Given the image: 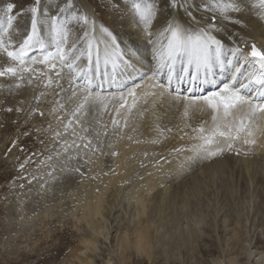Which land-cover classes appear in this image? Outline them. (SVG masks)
Wrapping results in <instances>:
<instances>
[{
  "label": "snow or ice",
  "instance_id": "6c2138e0",
  "mask_svg": "<svg viewBox=\"0 0 264 264\" xmlns=\"http://www.w3.org/2000/svg\"><path fill=\"white\" fill-rule=\"evenodd\" d=\"M254 9L258 11L253 17ZM20 18L23 28L17 24ZM257 28L264 35V0H27L22 7L7 3L0 10V78L10 83L0 84V90L25 97L11 106L0 100V130L9 124L16 129L7 151L22 137L43 144L38 134L51 131L56 147L41 162L49 169L41 188L49 181H79L87 178L82 168L91 157L105 154L102 137L109 136V130L122 139L130 117L143 119L150 113L158 136L148 143L160 144L173 128L159 122L168 108L180 107L186 119L193 110L205 118L186 124L190 132L179 129V139L187 136L193 143L161 154L153 167L163 170L172 164L168 157L175 156L174 174L183 176L194 165L226 154L247 156L257 137L264 135V50L250 38ZM142 48L151 54L146 85L134 79H144L139 75ZM28 89L33 90L30 100ZM48 95L53 101L46 115L42 100ZM105 114L110 122H104ZM238 145L250 147L242 152ZM107 147L114 143L110 140ZM107 154L119 156L117 151ZM36 155L14 166L19 175L9 180L10 193L24 188L17 179L31 184L39 178L23 175Z\"/></svg>",
  "mask_w": 264,
  "mask_h": 264
},
{
  "label": "rangeland",
  "instance_id": "374dc122",
  "mask_svg": "<svg viewBox=\"0 0 264 264\" xmlns=\"http://www.w3.org/2000/svg\"><path fill=\"white\" fill-rule=\"evenodd\" d=\"M10 2H14L18 7H22L27 0H0V10L6 8L7 3ZM249 2H251V4L253 2L258 3V0H250ZM49 3H51V0H49ZM254 10L255 11L252 13L253 16H255V12L258 11V9ZM103 18L108 21L112 19L111 16H104ZM24 23L25 21L23 18H20L17 21V24L21 28L24 27ZM258 31L259 30L253 31L250 38H255L254 36H256ZM141 52L143 53V56L150 53L146 49H141ZM148 72L149 74L151 73L150 71ZM148 72H146L143 77H145ZM136 80V84L142 85L150 79L146 78L141 82H138L141 79ZM7 81L8 80L6 79L0 78V84L7 85L10 82ZM36 91H39V89H36ZM0 93H2L0 94V100L6 99V103H8L9 106L15 103V99H18L20 96V94H18L16 97L10 96L7 98L5 90H0ZM32 94L33 92L30 94L29 100L31 99ZM52 101V95H48L42 100V107L45 110L46 115L47 110L52 107ZM25 106L27 107V105ZM88 118L90 121L91 117ZM88 118L85 119L88 120ZM22 119L23 117H21V120ZM103 120L106 123L110 122V117L105 114L103 116ZM142 120H144V118L141 119V121ZM51 122L52 127L56 128L57 125L55 120L52 119ZM43 123L44 127L47 128L48 121H44ZM101 131H103V129H101ZM15 132L16 129L11 124H9L7 128L0 130V264H61V259L67 257V255L73 252L78 255L81 260H87V258L93 259L96 264H108V260L110 259L112 260L111 264H124L121 261V258L124 257L128 258L127 264H215L217 257H220L221 259V256L222 260H218L220 261L219 264H229L228 262L230 259L235 260L238 264H256V261L255 259L253 260V258H251L248 263L246 256L248 251H252L254 255H257L260 251L264 250V174H262V177L261 175H256V177H243L239 161L240 155L237 156L235 154H226L216 161H208V163H214L229 159L228 161L230 163L228 167L230 169L232 168L231 171H233V174H228V177L226 176L225 180L220 178L216 186L212 187V185H205L206 191L204 190V197L202 196L199 201V204H202L200 207L203 211V220L198 219V217H196L195 220V226H197L201 232L202 238L200 241L192 243V246L189 248L187 247L188 245L182 246V248L179 249L181 252L179 250H174L172 253L173 246H176L179 242V238H177L179 232L176 233L177 236L173 233V223L170 222L171 218L169 216H164V214L158 215L156 211H151V208H148L150 214L146 216V219H150V255L146 254L144 256H138L132 248L130 250H125L119 247L121 240L124 238V240L127 239L129 243L135 241V235H133V232L138 227L137 218L135 217L138 204H136L134 200H131L132 202L129 201L128 197L126 198L125 195H129L128 191H130L133 186L142 185L144 180H140V177L143 178L141 176L143 171H147L149 173L152 163L147 165V163L143 160L144 158L140 163H143L148 167L144 166L142 168L139 163V171H136V174L133 175L126 184H123V186H121V184L119 185V189L121 191H118L117 199L113 206L108 203V201L111 202V200H113L111 195H108L104 209L105 211L109 209V212L107 211L108 214H105L103 217L104 219L99 218L103 224V230L102 234L98 237L99 242L97 244V251H94L93 248H84V246L80 244L82 238H87L95 233L93 230L86 227L80 230L74 229L72 227V223L70 222V219L72 218L70 213L62 219L63 221L65 220L64 222L66 224L62 222V224L59 225L55 222L57 219L54 218L55 220L53 219V223H50V225L48 224V226H41V230H37L36 234L34 232L32 236L27 235L26 237L28 238H24V242H20V239L10 241L9 228H17L18 224L16 223L17 219H15L17 208L23 209V211H27L29 215H32V212H36V210L38 211L39 208L43 207L41 200L38 199L39 197H42V194H40V192L38 193L37 190H34L36 187L34 180L31 184H29L27 180L17 179L16 184H24V188L20 189L19 187H16L13 192H9V180L19 175L17 167L14 166L23 163L26 157L31 156L33 152H36L38 155L32 156V162L25 165L23 175L31 178L33 174L41 172L43 169L48 171L49 169L44 167L41 162L44 160V157L48 154V152L50 150H54L56 147L51 140V131L48 133L41 131L38 135L44 141L43 144L35 140L33 137H22L17 142V146L12 147L11 152H8L7 150L11 147L12 140L15 138ZM88 135H92V133L90 132ZM93 139L95 140L94 136ZM102 139L105 145L103 149L105 154L97 153L92 156V162L84 165L82 168V171L87 173L92 168L94 161L102 158L104 163L101 166V170L93 175L99 178L105 177V173L108 174V172L113 168V161L116 160L118 156L113 157L107 153L115 151L116 149L118 152L116 144L119 140H121L112 136L111 130H109V136L102 137ZM110 140L114 143V147L111 149L107 147ZM21 147H23L24 151L20 150ZM5 154H7V159H4ZM251 155L250 157H253L256 163L260 162L262 164L260 168L258 166H255V168L257 167L256 169L259 170V173H264V152L257 155L256 152L253 153L252 151ZM85 159H87V157H85ZM154 159L155 161L160 159L159 155H156ZM235 161H237V163ZM56 163L57 167H59L58 161H56ZM73 164H83V160H74ZM234 164H236V167H234ZM194 167L195 165L193 166V169ZM193 169H190L178 179L176 177L168 178L164 187H169L171 185L169 189H172L171 191L178 188L182 189L189 182H191L193 179L192 177L195 176V169ZM227 169L226 171L230 173V169ZM219 175H221V173ZM164 187L162 188L164 189ZM68 189L69 187H65V190H62L63 195L68 191ZM58 191L59 190H56L52 195L57 199L62 195V192L60 191L61 194H58ZM5 194H7V199L9 200L4 199ZM43 194L46 195V193ZM144 199L143 202L148 203L150 197L145 196ZM48 202L53 201H49L48 199ZM71 205L69 204L68 208H71ZM52 206L53 212L57 214L55 211L57 208L54 207V204ZM181 211L184 212V214H182ZM179 213H181L182 216L180 217L181 220L178 226L182 231H186L187 228L193 226L194 223L192 224L187 218L186 210H180ZM9 219L10 222L8 221ZM141 224L145 225L141 222L140 226ZM224 226H226V233H223ZM24 233L26 235V232H22L19 235L21 236V234L23 235ZM47 235L50 236L47 237ZM234 235H236V239L233 238ZM157 236H162V242H158L156 240Z\"/></svg>",
  "mask_w": 264,
  "mask_h": 264
},
{
  "label": "bare ground",
  "instance_id": "6f19581e",
  "mask_svg": "<svg viewBox=\"0 0 264 264\" xmlns=\"http://www.w3.org/2000/svg\"><path fill=\"white\" fill-rule=\"evenodd\" d=\"M249 3L251 4V2ZM256 30H259V31L257 34L255 33L256 36H254L255 38L253 39L255 40L257 44H260L264 48V35L261 34L260 29L257 28ZM138 59L140 60V64L143 65V67L139 70V75L143 76L146 72L149 71V68H151V65H152L151 64V54L147 53V55L138 57ZM134 79L139 80V78H134ZM148 82L149 81H146L142 85H146ZM105 90H107V85H105ZM23 91L24 90H21V92ZM32 92H33L32 89L27 90L26 95L28 99ZM9 97L10 96L7 95V98ZM23 98L25 97L24 95H21V94L18 97V99H23ZM18 99H15V100H18ZM136 115H133L132 117L129 118V126L126 129H124L123 138L119 140L116 144V147L118 148L119 156L117 157L116 160L114 161L112 160L114 162V166L105 177L99 178L95 176L96 179L90 178L101 170V166L104 163V160H102V158L100 160L98 159L94 161L92 168L90 169L89 172L86 173L87 178H79V181H82V182H79L76 179L68 181V182L56 181L53 183L49 181V183L45 186V188H41V185L44 184L45 181L49 179L45 175L47 171L43 169L41 170V172H37L33 174V176L39 177L38 179L34 180V184L36 186L34 190H37L38 193L40 192V194H42V197H39L38 199L41 200L43 207L39 208L38 211L36 210V212H32V215H29V213L27 211H23V209L17 208V211L15 213L16 215L15 219H17V222L16 221L15 222L18 224H17V228L16 227L9 228V231H10L9 239H11L10 241L20 239L21 240V241L19 240L20 242L22 241L24 242L25 240L24 238H28L26 237L27 235L32 236L34 232L36 234L37 230L38 231L41 230V226L44 227L46 225L48 226V224L50 225V223H53L55 220L54 218L57 219L55 220V222H57L59 225L62 224V222L65 221V220L63 221L62 219L68 216L67 214L70 213L72 217L70 219V222L72 223V227L74 229L80 230L86 227V228H90L95 233L94 235L89 236L87 238L83 236L84 238L81 239L80 244L83 245L84 248H87V249L93 248L94 251L95 250L97 251L98 250L97 244L99 242L98 237L102 234V230H103V224L101 223L100 219H104L103 217L109 210L106 208L107 210L105 211L104 209V205L106 204V199L108 195L110 194L113 200H111V202L108 201V203H110L112 206L115 204L118 191L120 190L119 185L121 184V186H123V184H126L127 181L130 180V178L136 174V171H139L138 164L141 162L143 158H144L143 160L145 161V163H147V165L152 163L151 164L152 167L151 169H149V173H151V175H149L147 171L145 172L143 171V174H141L143 178L140 177V180H144L142 182V185L133 186L132 189L128 191L129 195L127 196L125 195L126 198L128 197L129 201L134 200L135 203L138 204L137 212L135 213V217L137 218L138 227L133 232V235H135L134 236L135 241L129 243L128 240L126 239L127 240L126 241L124 240L125 239L124 238L123 240H121V244H119L120 246L119 245L118 246L125 250H130L132 248L138 254V256L139 255L144 256L146 254L150 255V251H151V240H150V232H149V228H150L149 220L150 219L149 218L146 219V216L150 214L148 208H151V211L152 210L156 211L158 215L164 214V216H169L171 218L170 222L173 223L172 228L174 230L173 233L175 234V236H177L176 233L179 232V235L177 236V238H179V242L176 246L175 245L173 246L172 253L174 252V250L178 251L180 248H182V246L188 245L187 247L189 248L190 246H192V243L200 241L202 238V234L197 228V226H195L196 217H198V219L203 220V217H202L203 211H202V208L200 207L202 204L201 205L199 204L200 198L204 195L203 193H204V190L206 189L205 185H212V187L216 186L220 178L225 180L228 174H233V171H231L232 168L230 169L228 167L230 163L228 161L229 159L224 160V161L214 162V163L213 162L212 163L203 162L201 164L195 165L194 167L195 170L192 168L195 171V176L192 177L193 179L191 180V182L188 181L189 183L182 189L178 188L179 190L176 189V190L171 191L172 189L169 190L171 186L170 184H169L170 185L169 187L167 186H166L167 188L164 187L168 181V178L176 177L178 179L182 177V176H177L174 174V168L177 163L178 157L169 156L168 158L172 160V164H166L163 170L153 167V164L155 162L154 158L156 157V155H159L160 157L161 154L167 156L168 153L177 146L188 145V144L193 143V141H191L187 136H185L183 140L179 139V136L182 134L179 131V129L183 128L184 131L190 132V129L185 127V125L186 124L195 125L201 119H204L205 117L198 110H193L191 117L189 119H186L183 116L182 108L180 107L168 108L166 110V114L163 116V119L159 123L161 127L166 126V127L173 128V132L170 134H167L168 138L165 139L163 143L153 145V144L148 143V141L158 136V133L155 130L156 122L154 118L152 117L150 113H148L145 115L144 120L141 121V119L139 118L140 116L139 115L136 116ZM129 136L132 137L131 140L128 139ZM137 140L144 141V142L136 143L135 141ZM238 146L241 147L242 152L247 151L248 148L250 147L247 145H238ZM251 147H252L253 153L256 152L257 155L264 152V135L258 136L257 144ZM145 152L148 153V156L146 158L144 156ZM251 152L247 156L240 155V159L238 158L240 161L241 168H242V170L241 169L240 170L242 171L243 177L244 176L245 177H256V175H261L262 177V174L264 173L262 172L259 173V170L256 169L257 167L255 168V166H258L260 168L262 164L260 162L256 163L253 157H250ZM184 155H188V153H185ZM179 158H182V157H179ZM235 162L237 163V161ZM58 164H59V161H58ZM147 165H145V167ZM234 165H235L234 167H236V164ZM227 168H229L230 170ZM226 169L229 170L230 173L227 172ZM219 172L221 173V175H219L220 174ZM65 187H69V189L63 195L62 190H65ZM162 187H164V189ZM56 190H59L58 194H61L60 193L61 191L63 196L61 195L60 197H58V199L53 197L52 195L53 193H55ZM43 193H46V195H44ZM145 196L150 197V200L148 201V203L143 202L144 200H146L144 199ZM48 199L49 201L52 200L53 202H48ZM53 204H54V207L57 208V209L55 208L56 210L54 209L57 214H55L52 210ZM69 204L70 205L72 204L73 206L71 205V208H68ZM180 210H183V211L186 210L187 218L189 219V221H191L192 224L194 223L193 226H191L190 228H187L186 231H182L180 227L178 226L181 220L180 217L182 216V214H184V212L182 211H181L182 214L179 213ZM111 212H110V215H111ZM8 221L10 222V219ZM141 222L144 223L145 225L141 224L140 226ZM22 232H26V235L24 233L23 235L21 234L20 236L19 234ZM223 233H226V226H224L223 228ZM49 236L50 235H47V237ZM235 237L236 235H234L233 238ZM156 240L158 242H162L163 240L162 236H157ZM179 251L181 252V250ZM246 256H247L248 263L250 262L251 258H253V260L255 259L256 264H264V250L260 251L257 255H254L252 251H248ZM219 259L220 257H217L215 264L220 263V261H218ZM220 260H222V256ZM121 261L124 264H127L128 258L126 257L121 258ZM111 262H112L111 259L108 260V264H111ZM78 263L96 264L93 259L87 258V260H81L80 257H78V255L74 254V252L67 255V257L61 259V264H78ZM228 263L238 264L233 259H230Z\"/></svg>",
  "mask_w": 264,
  "mask_h": 264
},
{
  "label": "water",
  "instance_id": "95a60500",
  "mask_svg": "<svg viewBox=\"0 0 264 264\" xmlns=\"http://www.w3.org/2000/svg\"><path fill=\"white\" fill-rule=\"evenodd\" d=\"M258 45V44H257ZM261 49H262V47L260 46V45H258ZM250 50V49H249ZM263 50V49H262Z\"/></svg>",
  "mask_w": 264,
  "mask_h": 264
}]
</instances>
